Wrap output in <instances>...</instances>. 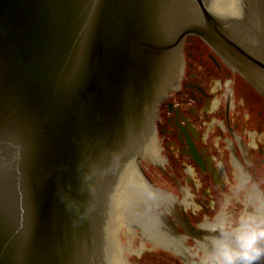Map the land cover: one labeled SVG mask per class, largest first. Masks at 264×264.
<instances>
[{
	"label": "water",
	"instance_id": "water-1",
	"mask_svg": "<svg viewBox=\"0 0 264 264\" xmlns=\"http://www.w3.org/2000/svg\"><path fill=\"white\" fill-rule=\"evenodd\" d=\"M187 35L264 86V0H0V264H201L131 207Z\"/></svg>",
	"mask_w": 264,
	"mask_h": 264
},
{
	"label": "flooded vegetation",
	"instance_id": "flooded-vegetation-1",
	"mask_svg": "<svg viewBox=\"0 0 264 264\" xmlns=\"http://www.w3.org/2000/svg\"><path fill=\"white\" fill-rule=\"evenodd\" d=\"M233 20L241 33L244 15ZM180 64L153 117L154 152L135 160L148 199L133 197L131 207L135 232L140 212L146 225L160 222L174 241L170 253L186 263L198 256L192 250L204 256L221 211L233 220L264 212V86L257 73L245 79L195 36L184 39Z\"/></svg>",
	"mask_w": 264,
	"mask_h": 264
},
{
	"label": "clouds",
	"instance_id": "clouds-1",
	"mask_svg": "<svg viewBox=\"0 0 264 264\" xmlns=\"http://www.w3.org/2000/svg\"><path fill=\"white\" fill-rule=\"evenodd\" d=\"M210 231L201 264H264V212L244 211L233 220L221 211Z\"/></svg>",
	"mask_w": 264,
	"mask_h": 264
},
{
	"label": "rangeland",
	"instance_id": "rangeland-1",
	"mask_svg": "<svg viewBox=\"0 0 264 264\" xmlns=\"http://www.w3.org/2000/svg\"><path fill=\"white\" fill-rule=\"evenodd\" d=\"M138 264H176L165 254L143 255V261H137Z\"/></svg>",
	"mask_w": 264,
	"mask_h": 264
},
{
	"label": "bare ground",
	"instance_id": "bare-ground-1",
	"mask_svg": "<svg viewBox=\"0 0 264 264\" xmlns=\"http://www.w3.org/2000/svg\"><path fill=\"white\" fill-rule=\"evenodd\" d=\"M203 42H204V40L202 39V38H200ZM206 43V42H205ZM207 44V43H206ZM208 45V44H207ZM209 46V45H208ZM213 50V49H212ZM214 51V50H213ZM180 52H181V50H180ZM216 52V51H215ZM218 55H220L218 52H216ZM221 56V55H220ZM223 59H224V56L222 55L221 56ZM228 64H229V62H228ZM230 65V64H229ZM231 66V65H230ZM178 80V79H177ZM157 108H159V104H158V107Z\"/></svg>",
	"mask_w": 264,
	"mask_h": 264
}]
</instances>
